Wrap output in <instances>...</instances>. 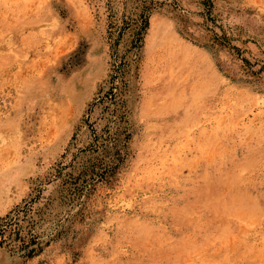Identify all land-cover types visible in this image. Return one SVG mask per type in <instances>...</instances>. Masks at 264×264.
<instances>
[{
	"label": "rangeland",
	"instance_id": "1",
	"mask_svg": "<svg viewBox=\"0 0 264 264\" xmlns=\"http://www.w3.org/2000/svg\"><path fill=\"white\" fill-rule=\"evenodd\" d=\"M18 220L0 264H264V0H0Z\"/></svg>",
	"mask_w": 264,
	"mask_h": 264
},
{
	"label": "trees",
	"instance_id": "2",
	"mask_svg": "<svg viewBox=\"0 0 264 264\" xmlns=\"http://www.w3.org/2000/svg\"><path fill=\"white\" fill-rule=\"evenodd\" d=\"M19 230V220L6 223L4 227L0 228V237L4 238V240L0 242V245H3L6 242L5 237L8 232L13 234L15 239L18 241L21 238ZM32 253L33 252L31 251L29 254L31 255Z\"/></svg>",
	"mask_w": 264,
	"mask_h": 264
}]
</instances>
